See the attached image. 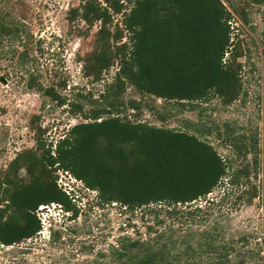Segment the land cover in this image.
Returning a JSON list of instances; mask_svg holds the SVG:
<instances>
[{
  "label": "rangeland",
  "instance_id": "rangeland-1",
  "mask_svg": "<svg viewBox=\"0 0 264 264\" xmlns=\"http://www.w3.org/2000/svg\"><path fill=\"white\" fill-rule=\"evenodd\" d=\"M80 3L0 0V25L10 30L0 37V177L17 153L36 147L38 129L46 144L54 143L84 121L83 115L106 105L101 96L117 64L98 80L84 76L83 58L93 51L98 24L88 30L82 21L68 20ZM223 3L234 49L241 53L235 60L241 88L232 103L211 98L193 108L178 107L129 85L116 101L128 120L195 134L247 177L228 190L220 184L205 198L171 211L149 205L130 212L117 203L100 205L94 191L58 171L56 183L69 196L71 211L39 207L40 231L19 244H0V264H118L115 250L123 238L162 249V264H215L216 254L222 253L231 262L264 264V4ZM120 21L115 15L111 29L121 27ZM47 90L64 104L53 101ZM129 101L138 109H130ZM74 104L81 113H73ZM253 187L257 196L248 202Z\"/></svg>",
  "mask_w": 264,
  "mask_h": 264
},
{
  "label": "trees",
  "instance_id": "trees-1",
  "mask_svg": "<svg viewBox=\"0 0 264 264\" xmlns=\"http://www.w3.org/2000/svg\"><path fill=\"white\" fill-rule=\"evenodd\" d=\"M223 2L230 5V0H81L69 11L68 20L76 18L88 30L98 24L93 51L83 58L84 76L98 80L114 63L117 70L101 96L103 108L83 115L84 121L54 143L46 144L38 129L36 147L17 153L2 171L1 245L22 243L40 231L39 207L57 205L71 211L69 196L56 183L58 171L94 191L100 205L117 203L130 212L149 205L168 210L187 206L220 184L228 190L242 175L247 177L195 134L128 120L120 115L116 101L129 85L139 94L178 107L193 108L211 98L232 103L241 88L240 65L235 63L241 53L234 49L230 13ZM115 15H120L121 27L114 24L111 29ZM241 20L246 22L245 16ZM9 34V28L0 25V37ZM46 93L64 104L52 90ZM128 107L139 105L129 101ZM72 108L73 113L82 112L78 104ZM256 196L253 187L247 201ZM115 252L118 264L164 260L162 249L154 251L149 241L139 239L123 238ZM215 260L242 264L231 262L227 253L216 254Z\"/></svg>",
  "mask_w": 264,
  "mask_h": 264
}]
</instances>
